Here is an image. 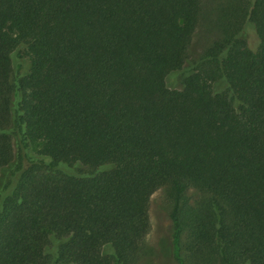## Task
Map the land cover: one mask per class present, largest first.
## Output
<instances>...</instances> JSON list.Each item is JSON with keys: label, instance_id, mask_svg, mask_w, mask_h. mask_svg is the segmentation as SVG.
Wrapping results in <instances>:
<instances>
[{"label": "trees", "instance_id": "trees-1", "mask_svg": "<svg viewBox=\"0 0 264 264\" xmlns=\"http://www.w3.org/2000/svg\"><path fill=\"white\" fill-rule=\"evenodd\" d=\"M201 21L217 36L170 89ZM14 138L39 157L14 160ZM12 163L0 264H138L158 189L178 264H264V0H0V175Z\"/></svg>", "mask_w": 264, "mask_h": 264}, {"label": "rangeland", "instance_id": "rangeland-1", "mask_svg": "<svg viewBox=\"0 0 264 264\" xmlns=\"http://www.w3.org/2000/svg\"><path fill=\"white\" fill-rule=\"evenodd\" d=\"M212 0H203V4L209 6ZM216 31L205 21H201L196 28L188 47L187 58L180 70L170 72L165 77L166 86L170 89H181L183 79L190 74L199 60L203 50L216 38ZM247 46L255 50L258 46V38L253 27L247 24L241 33ZM14 71L18 74H25L28 71L29 59L24 47H19L12 55ZM212 88L215 91H221L225 88L223 82L213 83ZM42 142H28L25 149H19L17 138H14V160L18 158L17 153L26 154L25 157L38 158V150ZM23 160V164L26 162ZM14 163V162H13ZM13 163L7 165L0 175V195L5 191V183L10 179ZM191 197L196 196L195 192H190ZM150 231L146 235L145 242L148 248V254L144 256L138 264H178L177 257L182 252L180 247L183 241V235L178 237L173 230L172 222L169 218V202L163 189L155 191L149 201Z\"/></svg>", "mask_w": 264, "mask_h": 264}]
</instances>
